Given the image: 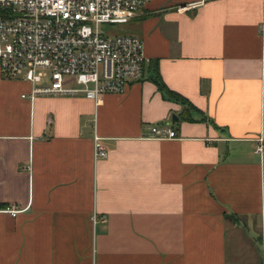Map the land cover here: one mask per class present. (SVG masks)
I'll return each mask as SVG.
<instances>
[{"label":"crops","instance_id":"crops-1","mask_svg":"<svg viewBox=\"0 0 264 264\" xmlns=\"http://www.w3.org/2000/svg\"><path fill=\"white\" fill-rule=\"evenodd\" d=\"M199 1L127 24L146 65L122 95L30 101L0 72V264H264V0L176 12Z\"/></svg>","mask_w":264,"mask_h":264},{"label":"built area","instance_id":"built-area-1","mask_svg":"<svg viewBox=\"0 0 264 264\" xmlns=\"http://www.w3.org/2000/svg\"><path fill=\"white\" fill-rule=\"evenodd\" d=\"M150 0H0V72L4 79L32 85L22 95L84 97L97 102L105 95H122L143 79L146 58L142 41L112 35L102 26L127 25ZM208 0L176 8L185 13ZM148 138L175 140L170 127H151ZM255 153L264 156V140ZM95 162L107 150L95 136ZM16 217L19 211L7 210Z\"/></svg>","mask_w":264,"mask_h":264},{"label":"trees","instance_id":"trees-1","mask_svg":"<svg viewBox=\"0 0 264 264\" xmlns=\"http://www.w3.org/2000/svg\"><path fill=\"white\" fill-rule=\"evenodd\" d=\"M153 82L163 97L169 100L176 101L183 106H188L189 108L193 109L192 106L188 103V101L185 98L181 97L180 95L172 92L171 90L167 88V86L161 80L159 74L156 75V77L153 79ZM188 120L192 121L191 119H188Z\"/></svg>","mask_w":264,"mask_h":264},{"label":"rangeland","instance_id":"rangeland-1","mask_svg":"<svg viewBox=\"0 0 264 264\" xmlns=\"http://www.w3.org/2000/svg\"><path fill=\"white\" fill-rule=\"evenodd\" d=\"M102 29L109 31L112 35H128V25L102 26Z\"/></svg>","mask_w":264,"mask_h":264},{"label":"water","instance_id":"water-1","mask_svg":"<svg viewBox=\"0 0 264 264\" xmlns=\"http://www.w3.org/2000/svg\"><path fill=\"white\" fill-rule=\"evenodd\" d=\"M177 118L175 116H173V123L177 122Z\"/></svg>","mask_w":264,"mask_h":264}]
</instances>
